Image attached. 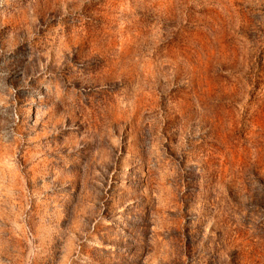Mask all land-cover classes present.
<instances>
[{"label": "rangeland", "instance_id": "obj_1", "mask_svg": "<svg viewBox=\"0 0 264 264\" xmlns=\"http://www.w3.org/2000/svg\"><path fill=\"white\" fill-rule=\"evenodd\" d=\"M0 264H264V0H0Z\"/></svg>", "mask_w": 264, "mask_h": 264}]
</instances>
